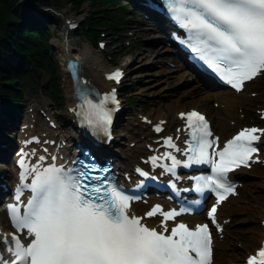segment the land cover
I'll list each match as a JSON object with an SVG mask.
<instances>
[{"label": "snow or ice", "instance_id": "6c2138e0", "mask_svg": "<svg viewBox=\"0 0 264 264\" xmlns=\"http://www.w3.org/2000/svg\"><path fill=\"white\" fill-rule=\"evenodd\" d=\"M166 8L188 34V40L182 43L190 42L199 58L237 91L242 90L246 81L264 72V0H166ZM120 76L117 71L108 79L119 81ZM86 105L94 117L88 122L106 131L111 116L103 104L86 101ZM181 118L186 119L192 140L183 167L211 166L212 174L198 178L196 191L214 192L219 204L233 192L227 183L228 172L240 164L248 166L251 154L258 151L253 146L260 139L256 133L264 134V130L243 129L222 150L209 154L208 149L216 141L208 139L212 133L204 116L192 111L181 113ZM156 131L161 129L157 127ZM165 143L175 147L171 138ZM163 158L170 160L171 165L158 166L175 174L180 161L171 153ZM157 159L152 158L154 165ZM19 164L26 170L21 173L23 181L29 170L23 159ZM96 171L88 167V171L72 175L54 165L42 171L35 167L30 170L34 178L22 186L32 193L26 210L22 215L20 207L10 205L9 213L13 226L18 231L26 230V238L31 239L25 246L19 236H12L8 248L14 257L12 264H211L208 224L190 230L181 223L168 235L164 234L168 232L166 226L162 232L149 229L140 218L128 215L133 198L102 174L94 175ZM17 192L19 201L23 193L19 188ZM215 213L214 205L207 212L213 223ZM157 214L168 221L180 213H165L159 206L146 213L149 217ZM4 242L7 243V238ZM246 264H264V246Z\"/></svg>", "mask_w": 264, "mask_h": 264}, {"label": "rangeland", "instance_id": "374dc122", "mask_svg": "<svg viewBox=\"0 0 264 264\" xmlns=\"http://www.w3.org/2000/svg\"><path fill=\"white\" fill-rule=\"evenodd\" d=\"M121 2L127 5L124 0H121ZM129 10H131L130 7ZM88 11L89 5H84L80 12H76L72 9H69L68 7L58 10V12L62 13L63 15L66 14L69 17L75 16L78 19L88 18ZM127 15L129 16L127 30L130 31L126 34V43L128 46L126 50L129 51L128 54H126L127 56H124L123 58H121L120 55L114 56L116 48L115 43H112L115 40V35H113L114 33H109V35L104 38V42H109V44L111 43L109 46L106 47L107 53L104 52V55L106 57L111 56L112 58L117 57L116 60L118 61V64H128V78L125 84H135L133 88V97H135L136 102L133 101L134 105L128 106L127 104V106H124L125 112L124 114H122L119 119V122L116 125L117 127L115 131L119 135L116 142L120 143L122 148H128L127 142L131 141L132 139L133 134L131 127L132 125H135V118H139V116L141 115L147 116L148 114H151L152 116H157L158 114L160 115L163 113L173 114L179 109V102H182L181 105L183 106V108L186 109L193 106V99L203 96L205 94L204 91L199 92L203 93L202 95L197 94V90L193 89V87L196 85V82L190 81V74L186 73L185 75H183V78H178L176 76V71L174 70L176 67L172 66L171 68L167 65V63L169 62V64H172V58H174L170 54L167 55L168 53L166 54L165 58H163L164 60H166L164 63H161V60H158L157 67H148L147 65L150 61H156V55L153 52L151 53L150 57H148L149 59H147V57H141L139 59H136V61L131 62L133 56L137 55V53L141 49V41H138L134 36H138L139 39H141L142 41L146 40L150 42L161 40L162 37H159L158 35V38L157 34L154 35L151 32L149 34V36L151 37L144 36L146 37L144 38V34L142 31L144 30V28L153 27L152 24H142L140 15L138 17H135L133 21L131 15ZM49 16V23L51 27L55 28V30L59 31V33L61 34V31L59 29L62 28L57 23L58 18L55 17V15ZM83 23L84 22L82 21V23L80 24V29L75 32L70 42L72 49L76 50L78 47L79 50L82 51L84 45L89 44L87 41H85L84 37L80 32ZM129 34L133 35L130 37ZM153 44L157 45L154 47H159L158 43H151L147 46L151 47L153 46ZM61 46L62 43L59 44L58 48L54 47V53L57 61V70L59 71L61 78L60 84L63 88V68L60 62L62 58ZM159 50L161 53H163L161 49ZM182 72L183 71H181L180 73ZM134 81L136 83H133ZM41 86L44 88L42 91L45 98L47 99L46 102H51L52 97L51 95L49 96L48 83L45 77H43ZM257 86H259V90L262 88L264 89V82L259 83V85ZM38 91L39 90L36 91L35 95L33 93H27V96H30L28 99L29 102L35 104L38 103ZM123 98H127L126 95H124ZM258 100L263 103V95L259 97ZM146 104L147 108L145 107ZM56 108H59V106H57ZM251 108H253V106H251ZM62 110V107L61 111H57L54 109L53 113L59 117L56 118L59 119L60 124H64L65 122V115L62 113ZM243 110L245 112H251V110L246 108H243ZM232 129L233 128L229 127L225 135H228L232 131ZM116 145L119 146L117 143ZM121 147L120 149H122ZM250 182H254L256 184H252V186L249 187L248 184ZM244 183L247 184V186H245L244 189L241 190L240 197L233 200V202H231L230 208L227 210L231 214V223L228 228L229 232L227 233L224 242L220 246H218L216 250V257H218L219 259L217 264L225 263V259H227L231 253H238L239 257L236 259L235 263L240 262L242 257L244 256V253L247 251H251L252 248L256 246V239L260 231L259 212L264 209V187L263 185H260L261 183H264V169L256 168L252 172H249L248 176L244 180ZM241 206L245 207L240 208Z\"/></svg>", "mask_w": 264, "mask_h": 264}, {"label": "trees", "instance_id": "16d2710c", "mask_svg": "<svg viewBox=\"0 0 264 264\" xmlns=\"http://www.w3.org/2000/svg\"><path fill=\"white\" fill-rule=\"evenodd\" d=\"M36 5L55 9L68 7L76 12H80L84 5H89L88 18H85L82 33L92 40L94 45L93 26H103L108 32H112L117 24L126 25V11L116 0H0V94L3 99L1 112L10 121L14 120L16 113L20 111L18 106L21 96L18 90H24L23 80L28 79L34 68L44 69L49 73L54 70L53 66H49V58L40 59L43 51L48 55L47 41L50 32L44 27L34 25L35 22L39 23L34 16L37 13ZM35 33H38L39 42L34 39L37 35ZM125 50L124 47H118V54ZM44 62L48 63L47 67L43 66ZM124 86L127 102L132 104L135 100L129 94L135 84ZM57 93L59 94V90ZM145 107L147 108V104ZM1 120L5 125H10L9 121Z\"/></svg>", "mask_w": 264, "mask_h": 264}, {"label": "bare ground", "instance_id": "6f19581e", "mask_svg": "<svg viewBox=\"0 0 264 264\" xmlns=\"http://www.w3.org/2000/svg\"><path fill=\"white\" fill-rule=\"evenodd\" d=\"M154 31L152 30V27H149V29L147 30H143V37H151L149 36V34ZM144 37V38H146ZM143 43L141 44V49L140 51L137 53V55L133 56L131 62L136 61V59H139L141 57H147V59H149L148 57H150L151 53L153 52L156 55V61H150L148 62V67H157L158 65V60H161V63H164L166 60H164L163 58H165L166 53L163 52L161 53L159 48H156L154 46L148 47L147 45H150L151 43L144 40L142 41ZM161 44V42H160ZM67 51L62 53L63 59L62 62L68 58L71 57L73 59H79L81 61V66H82V73L85 74L86 78L89 79L92 83H96V85H99V87H101V89H107L108 88V83H106L103 79V73L109 71L108 69V65L104 60V56L102 54H96L95 51H93L91 49V47L89 45H84L83 50L79 51V52H74V50L71 48L70 43H67L66 45ZM64 67V65H62ZM181 68H177L176 69V76L178 78H183L184 73H180ZM200 85H203L199 80L197 81V86L194 87H198L199 89H202V87ZM204 86V85H203ZM64 92L67 96H70L72 89H71V82L68 78V76L65 75L64 77ZM203 94V93H202ZM200 94V95H202ZM230 92L228 91H222V92H205V94L203 96L197 97L196 99H194L193 101V106H198L200 107L204 112H206L209 115V118L213 124V127L216 131H218V135L222 136L224 135V129L225 126L227 124V120L228 117L231 116V110L234 107L235 104L239 103L237 101V99H234L232 97L229 96ZM212 99L215 102H219L221 105H223V109H212ZM70 101V100H69ZM68 101V102H69ZM182 102H179V110L180 111H184L185 108H183V106L181 105ZM219 104V105H220ZM191 106V107H193ZM215 111V113L213 112ZM149 119H152L154 121H156L158 118L160 119H166L167 123L165 125L166 130L168 131L170 129V127L172 125H175L178 123V121L174 116H171V114L169 113H163L161 117H152L151 114L148 115ZM123 122V121H121ZM133 127V126H132ZM133 131L135 132V136H134V140L136 141L137 145H138V149L137 147L129 150L127 152H124L127 148H122L121 144L116 142L115 140L112 143H117L122 149H116V151H120L121 155H116L113 158L115 159V167H119L124 165L125 167L129 165V163H134L135 161V157L137 155L138 152L141 151L140 146L143 145V143L146 141L145 139L148 137L149 131H148V127L144 126L142 124H138L137 126L133 127ZM138 133V135H136ZM52 136H54V134L52 133ZM7 137V136H6ZM140 137H143V139H141ZM118 138H116L117 140ZM131 141L127 142V146ZM10 144L8 143L6 148H9ZM115 147V146H114ZM109 151V148L108 150ZM115 151V149H114ZM138 151V152H137ZM113 152V151H111ZM1 167H3L4 171L6 170L4 166V164H0ZM7 175V172H6ZM252 184H256L254 182H250L248 184L249 187L252 186ZM260 185H263L264 187V183H261ZM247 186V184L245 185ZM228 203V202H227ZM226 204H222V207L220 209V213L221 216L223 218H227L230 217L226 212H225V206ZM245 206H241L240 208H243ZM259 216H260V220L262 218H264V209L261 210V212H259ZM2 220L1 224L5 223V219L0 217V221ZM262 233V232H261ZM261 233L259 231L258 233V237L261 236ZM258 237L256 239V242L258 240ZM259 241V240H258ZM238 257V254H230L229 257L227 259H225V263L223 264H232V262L234 263L235 260Z\"/></svg>", "mask_w": 264, "mask_h": 264}]
</instances>
